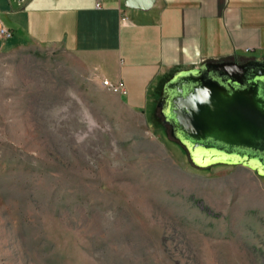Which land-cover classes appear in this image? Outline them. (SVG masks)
<instances>
[{"label": "rangeland", "instance_id": "obj_1", "mask_svg": "<svg viewBox=\"0 0 264 264\" xmlns=\"http://www.w3.org/2000/svg\"><path fill=\"white\" fill-rule=\"evenodd\" d=\"M79 55L0 53V264H264V177L197 169L156 104Z\"/></svg>", "mask_w": 264, "mask_h": 264}, {"label": "crops", "instance_id": "obj_2", "mask_svg": "<svg viewBox=\"0 0 264 264\" xmlns=\"http://www.w3.org/2000/svg\"><path fill=\"white\" fill-rule=\"evenodd\" d=\"M0 0V53L38 46L79 55L120 84L143 114L179 71L215 61L264 59V0ZM156 107L153 115H155Z\"/></svg>", "mask_w": 264, "mask_h": 264}, {"label": "water", "instance_id": "obj_3", "mask_svg": "<svg viewBox=\"0 0 264 264\" xmlns=\"http://www.w3.org/2000/svg\"><path fill=\"white\" fill-rule=\"evenodd\" d=\"M156 108L195 168L243 166L264 177V59L179 71L164 84Z\"/></svg>", "mask_w": 264, "mask_h": 264}, {"label": "built area", "instance_id": "obj_4", "mask_svg": "<svg viewBox=\"0 0 264 264\" xmlns=\"http://www.w3.org/2000/svg\"><path fill=\"white\" fill-rule=\"evenodd\" d=\"M0 36L2 38L8 39L11 37V33L5 28H1L0 29ZM102 84L105 88L108 89V91H110L113 94H116V95L125 94V90L120 84H112L108 80H103Z\"/></svg>", "mask_w": 264, "mask_h": 264}]
</instances>
